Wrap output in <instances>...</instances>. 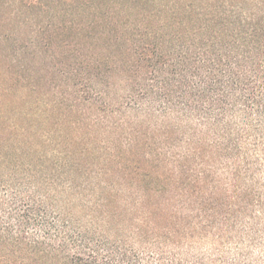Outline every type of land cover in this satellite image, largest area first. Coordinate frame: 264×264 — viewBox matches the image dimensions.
Here are the masks:
<instances>
[{"label":"trees","instance_id":"obj_1","mask_svg":"<svg viewBox=\"0 0 264 264\" xmlns=\"http://www.w3.org/2000/svg\"><path fill=\"white\" fill-rule=\"evenodd\" d=\"M106 3L0 51V264H264V0Z\"/></svg>","mask_w":264,"mask_h":264},{"label":"rangeland","instance_id":"obj_2","mask_svg":"<svg viewBox=\"0 0 264 264\" xmlns=\"http://www.w3.org/2000/svg\"><path fill=\"white\" fill-rule=\"evenodd\" d=\"M0 0V51L11 50L13 46L29 44L38 28L44 32L47 54L59 53L65 38L75 33V27L81 22L93 19L95 15L106 12V2L110 0ZM67 22L68 27H63ZM50 76H48V81ZM116 90L120 95L126 93V81L119 79Z\"/></svg>","mask_w":264,"mask_h":264}]
</instances>
